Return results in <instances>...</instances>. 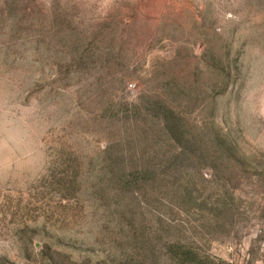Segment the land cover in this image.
<instances>
[{
    "label": "rangeland",
    "instance_id": "1",
    "mask_svg": "<svg viewBox=\"0 0 264 264\" xmlns=\"http://www.w3.org/2000/svg\"><path fill=\"white\" fill-rule=\"evenodd\" d=\"M0 264H264V0H0Z\"/></svg>",
    "mask_w": 264,
    "mask_h": 264
}]
</instances>
